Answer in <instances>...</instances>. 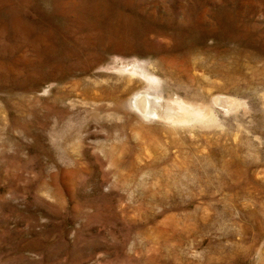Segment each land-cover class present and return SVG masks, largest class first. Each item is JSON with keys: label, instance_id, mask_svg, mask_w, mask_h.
I'll return each instance as SVG.
<instances>
[{"label": "rangeland", "instance_id": "obj_1", "mask_svg": "<svg viewBox=\"0 0 264 264\" xmlns=\"http://www.w3.org/2000/svg\"><path fill=\"white\" fill-rule=\"evenodd\" d=\"M0 264H264V0H0Z\"/></svg>", "mask_w": 264, "mask_h": 264}, {"label": "bare ground", "instance_id": "obj_2", "mask_svg": "<svg viewBox=\"0 0 264 264\" xmlns=\"http://www.w3.org/2000/svg\"><path fill=\"white\" fill-rule=\"evenodd\" d=\"M144 96V95H143ZM142 95H140V96H137L135 99H134V103H135V105L139 108V109H144L145 108V105H147L146 106V112H148V113H150V114H153V113H155L156 112V109L155 108H151L150 106H148L149 105V99L148 98H144ZM152 100V99H151ZM160 101H159V99H154L153 100V103L155 104V105H161L160 103H159ZM158 105V106H159ZM152 106V105H151ZM157 106V107H158ZM177 114V113H176ZM165 116V115H164ZM167 116V115H166Z\"/></svg>", "mask_w": 264, "mask_h": 264}]
</instances>
